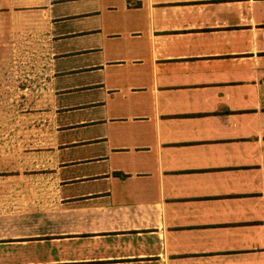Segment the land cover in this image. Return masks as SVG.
<instances>
[{
  "label": "crops",
  "instance_id": "crops-1",
  "mask_svg": "<svg viewBox=\"0 0 264 264\" xmlns=\"http://www.w3.org/2000/svg\"><path fill=\"white\" fill-rule=\"evenodd\" d=\"M31 2L52 130L0 149V264H264V0Z\"/></svg>",
  "mask_w": 264,
  "mask_h": 264
},
{
  "label": "rangeland",
  "instance_id": "rangeland-1",
  "mask_svg": "<svg viewBox=\"0 0 264 264\" xmlns=\"http://www.w3.org/2000/svg\"><path fill=\"white\" fill-rule=\"evenodd\" d=\"M15 5L12 29L7 32L0 21V149H30L33 167L39 161V149L50 145L52 129L46 92L49 56L37 25L38 16L18 9L29 6V0H16ZM31 5H36L35 0ZM71 103L68 96L60 106L67 108ZM74 117L69 114L62 118L68 124ZM72 136L70 132L62 137L68 142Z\"/></svg>",
  "mask_w": 264,
  "mask_h": 264
}]
</instances>
